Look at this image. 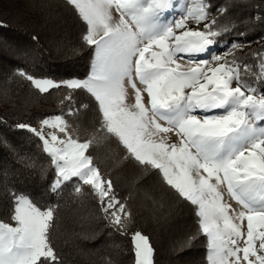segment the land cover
Segmentation results:
<instances>
[{"label": "snow or ice", "instance_id": "snow-or-ice-1", "mask_svg": "<svg viewBox=\"0 0 264 264\" xmlns=\"http://www.w3.org/2000/svg\"><path fill=\"white\" fill-rule=\"evenodd\" d=\"M67 3L85 23L81 39L94 51L89 76L56 81L37 79L23 70L18 74L41 93L61 87L86 90L96 102L99 127L81 140L73 135V125L63 112L43 118L39 127L15 125L42 142L55 169L50 191L59 194L62 185L74 178L76 194L82 195L83 186H89L106 226L121 235L131 234L134 264H154L149 237L130 232L133 215L127 202L117 198L112 180L102 175L89 153L94 143L114 137L126 150L125 159L135 161L145 173L157 170L171 190L195 206L197 230L178 250L203 235L208 264H264V89L246 78L251 69L231 50L224 56L214 54L211 61L195 60L220 35L213 29L216 20L205 23L203 30L187 27L189 19L197 25L207 20V0H192L181 18L170 22L163 17L174 0ZM218 10L223 14L227 7ZM6 27L0 20V28ZM4 43L0 37V44ZM180 54H187L193 66L185 68L179 63ZM252 55L259 58L254 79L264 83V51ZM125 80L134 92L131 104ZM64 100L69 102L67 114L78 115L72 95L61 103ZM169 133L178 141L170 142ZM25 166L36 165L29 162ZM44 171L41 167L42 175ZM222 188L240 206L238 211L224 202ZM9 200L14 224L0 220V264H62L50 240L55 206L42 208L15 190H9Z\"/></svg>", "mask_w": 264, "mask_h": 264}, {"label": "trees", "instance_id": "trees-1", "mask_svg": "<svg viewBox=\"0 0 264 264\" xmlns=\"http://www.w3.org/2000/svg\"><path fill=\"white\" fill-rule=\"evenodd\" d=\"M207 3L213 15L200 30L216 20L213 29L220 31L210 46L224 44L227 52H235L239 62L251 69L246 78L264 89V83L254 79L259 58L252 55L264 51V0ZM224 7L227 11L222 14L218 9ZM0 20L7 25L0 28V37L6 42L0 44V220L14 224L9 216V190L22 192L42 208L55 206L50 240L62 264H107L108 260L134 264L131 234L121 235L107 227L98 198L87 185L82 195L76 194L75 178L62 185L59 194L51 192L55 169L42 142L15 127L18 123L36 127L42 118L62 112L73 125V135L81 140L91 137L99 127L96 102L86 90L61 87L41 93L18 74L23 70L38 79H86L94 51L81 39L85 23L67 0H0ZM233 44L242 47L233 49ZM69 94L73 107L79 109L76 116L67 114V100L61 103ZM89 153L102 175L112 180L117 198L127 202L133 215L130 232L140 231L149 237L154 264H208L203 235L190 247L178 250L197 230L195 206L171 190L157 170L145 173L135 161L125 159L126 150L114 137L94 143ZM29 162L36 166L26 167ZM137 177L139 181L134 182Z\"/></svg>", "mask_w": 264, "mask_h": 264}, {"label": "rangeland", "instance_id": "rangeland-1", "mask_svg": "<svg viewBox=\"0 0 264 264\" xmlns=\"http://www.w3.org/2000/svg\"><path fill=\"white\" fill-rule=\"evenodd\" d=\"M191 4H192V0H174V6H173V8L169 12L165 13V15L163 17L164 22H170V21H174L176 19L181 18V15L184 12L185 5L191 6ZM212 15H213V12H211L209 14L207 20L202 21L199 25H197L195 23V21H193L192 19H189L187 21V27L189 29H191V30H200L201 24H203L204 22L208 21ZM114 16L118 19V14H115L114 13ZM183 30L184 29H180L178 31H183ZM244 47H245V44L243 45V48ZM228 50H229V48L228 47L227 48L224 47V44H222V45L221 44H218V45L213 46V47L212 46H209L208 51L206 53H204V54L196 55L195 56V60H197V61H200V60H209V61H211L212 56L214 54L215 55L224 56L225 53ZM180 55L183 56V59L179 60L178 61L179 63H181L185 68L190 67V66H193V65H189L187 54H180ZM222 62L223 61H221V63ZM91 66H92V64H91ZM213 66H215V64H213ZM91 70H92V68H90L89 74L91 73ZM257 70H258V66H257ZM89 74L87 75V77L89 76ZM125 86L128 89V94H129V96H128V103H130V104L131 103H134V92H133V89L128 85V81L127 80H125ZM137 86L140 87L138 81H137ZM233 86H236V82L235 81L233 82ZM145 100H147L146 94H145ZM51 116H55V115H51ZM51 116H48V117H51ZM45 118H47V117H45ZM161 123L163 124L165 122L164 121H161ZM36 127H39V122H38V124H37ZM167 135L169 137V141L170 142H177L178 141V137L174 133H169ZM221 191L223 192V195H224V202L225 203H228V204H231L232 209L238 211L240 209V206L236 203V201H234L227 194L226 190H224L222 188ZM243 228H244V231L246 233V230H247V221L246 220L243 223ZM240 246L243 247V244L241 243Z\"/></svg>", "mask_w": 264, "mask_h": 264}]
</instances>
